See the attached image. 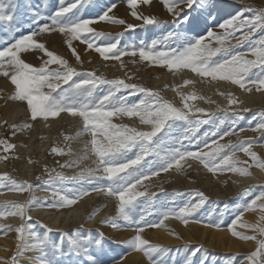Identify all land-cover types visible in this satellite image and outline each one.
Segmentation results:
<instances>
[{"label": "snow or ice", "instance_id": "6c2138e0", "mask_svg": "<svg viewBox=\"0 0 264 264\" xmlns=\"http://www.w3.org/2000/svg\"><path fill=\"white\" fill-rule=\"evenodd\" d=\"M87 2L55 0L53 11L48 15L29 4L31 21L27 29H21L16 0H0V77L13 86L7 99L24 103L29 114L27 123L9 125L4 120L0 121V127L9 128L15 137L18 132L31 129L32 122L38 118L48 121L65 114L81 123L75 136H64L65 142L89 137L82 154L71 147L51 149L57 156L72 157L56 163L61 169L79 168L74 175L45 165L48 178L42 186H37L26 180L18 181L6 172L0 174V193H29L24 203L5 201L0 205V220L11 216L21 221L18 226L0 223V234L14 232L16 241L12 256L0 258V264H23L25 259L35 264H100L107 242L104 233L97 230L93 235L92 230L82 232L79 228L71 232L54 230L39 221L32 223L29 215L34 208L71 207L93 193L115 202V215L105 217L101 224L117 230L131 229L134 234L125 242L131 252L142 253L149 264H169L172 250L145 239V230L164 227L170 218L180 220L185 226L190 220L203 223L197 214L209 197L203 191L192 190L186 194L172 193L171 201L165 193L166 199L161 201L157 200V193L147 190L145 181L170 170L185 175L193 162L213 175L226 173L255 178L252 168L264 171V157L254 150L256 145H264V111L253 115L247 127L241 126L245 114L252 110L243 107L244 101L235 92L219 91L227 106L217 105L216 112L209 113L194 102L215 101L196 91H177L196 83L190 78L183 79L182 85L173 87L181 101L177 106L160 90L128 82L134 80L131 74L126 78L107 79L95 70H78L68 59L50 50L45 39L46 35H60L81 68L83 60L74 46L75 41L84 44L86 51L94 50L105 61H121V68L125 67L122 57H133V63L138 57L140 62L165 69L172 75L189 72L201 82L227 83L250 96L264 93V7L241 5L214 25L221 31L206 28L201 33L196 31L199 20L192 12L203 13L205 22H215L220 11L219 0H159L171 20H161L138 10L141 5L150 7L153 0H125L131 16L142 21L139 25L116 16L115 2L108 4L99 15L85 18L81 13ZM98 22L125 26V32L144 26L164 27L160 36L148 43L120 46L124 32L113 37L97 31L92 25ZM27 55H34L40 63L27 62L24 58ZM124 118L133 123L121 122ZM247 131L257 135L230 139ZM16 147L8 138L0 139V151L4 153L0 161L19 159L11 156ZM238 152L248 159L241 160ZM85 161L91 163L85 165ZM28 162L33 163L31 159ZM85 183L90 187H69ZM257 187L259 191L255 192ZM41 189L49 195L37 197L34 192ZM239 198L242 203L233 206L227 230L240 241L255 242V249L232 258L231 264H264V183L246 187ZM218 211V220H210L205 227H224L228 205ZM246 213L253 214L255 222L245 220ZM96 215L97 212H92L87 219L92 220ZM152 216L157 218L151 219ZM36 224L42 232L36 230ZM54 231L59 232L55 239ZM174 235L182 239L179 234ZM201 250L202 246L189 249L184 264H196L194 258ZM27 253L35 255L29 257ZM206 259L202 258L199 264H206Z\"/></svg>", "mask_w": 264, "mask_h": 264}, {"label": "rangeland", "instance_id": "374dc122", "mask_svg": "<svg viewBox=\"0 0 264 264\" xmlns=\"http://www.w3.org/2000/svg\"><path fill=\"white\" fill-rule=\"evenodd\" d=\"M233 1L240 3L241 5L264 7V0H233ZM113 2L117 3V8L114 9V13L116 16H118L119 18H123L128 23L134 25L142 24V21H138L131 16L130 9L127 7L125 0H88L81 14L85 18L97 16L106 8L108 4ZM234 2L219 0L220 11L216 13L217 20L215 22L213 21L205 22V15L203 13H200L198 15L197 12L195 11L192 12V16L196 17L199 20V27L196 28V31L203 33L206 28H214V30L217 32L221 31L220 29L215 28L214 25L220 22L223 18H226L229 13L233 12L234 10L238 9L241 6ZM16 3L18 5L17 15L20 21V28L27 29L28 24L31 21V16L29 15V10L27 5L31 4V6L34 8L38 7L42 12V14L48 15L53 11L55 0H16ZM138 10L143 14H154L161 20H171L170 15L164 9V7L159 2V0H153V3L150 7L141 5ZM92 27L96 28L97 31L110 33L112 34L113 37H115V34L119 32H124V36L120 39V46H124V45H139L141 41L148 43L150 42L151 39L158 38L160 36L161 28L164 26H160L156 28H154L153 26L137 27L135 29L128 30L126 32H125V26L113 25L104 22H98L92 25ZM0 35H2V33H0ZM45 39L47 40V47L50 50H53L57 54L68 59L69 62L72 64V66L77 67L78 70H95L98 75L102 74L107 79L126 78L127 75L131 74L134 77V80L128 82L130 83L135 82L145 87L160 90L162 95L166 99L174 101L177 106L181 105V101L177 96L176 91H173V87L178 84L182 85L183 79L190 78L195 80L196 83L194 85H188L181 89H177V91H183L185 93L196 91L199 94L203 95V93L201 92L203 85L210 84L207 81L201 82L200 78L195 76V74L189 72L172 75L168 73L165 69L150 66L147 62H140L138 57L135 58L137 61L136 63L132 62L133 57L130 56L122 57V62L125 65V67L121 68L120 66L121 61H117V60L105 61L94 50L86 51L85 50L86 46L84 44L75 41L74 46L77 48L78 53L81 54V58L83 60V65L81 68V65L77 64L75 58L72 56L70 50L64 44L63 39L61 38L60 35L58 34L46 35ZM24 58L27 62L33 63L34 65H38L40 63V61L34 55H27ZM212 84L213 83H211V85ZM165 85H168V87L165 88ZM212 87L215 88L214 85H212ZM12 91H13V86L10 84V82L7 81L5 78L0 77V121L7 120L9 125L14 123L20 124V123L29 122V114L27 112L26 105L21 102H14L7 99V97L11 95ZM211 92L213 93V89ZM194 104L197 107H202L206 109L209 113L214 112L212 108H210L211 105H213L214 103L208 104L205 101L197 100L194 102ZM198 115H203V114H198ZM252 117H253L252 114H245V119L241 121V126L247 127L248 121L251 120ZM121 122L128 124L133 123L132 120H128L127 118H124ZM32 123H33V127L31 129L25 130L23 132H18V134L15 137L11 136V130L9 128L0 127V139L8 138L11 143L16 144L17 147L13 150L11 156L19 157V159L10 158L6 162L0 161V174L6 172L13 178L17 179L18 181L26 180L32 183L33 185L42 186L43 181L48 178L47 173H45L44 171L45 165H47L49 169L56 168L57 171H61L69 176L74 175L76 172H78L80 170L79 168H71V169L59 168V165L56 163V161H60L61 163H63L64 160L71 159L72 157L57 156L51 153V149L52 147L55 146L63 147L65 148V150H67L68 147H71V149L77 154H82L84 142L87 139H89V137L84 136L79 138L78 140H74L71 142L64 141L65 135L75 136L76 132L81 127L80 121L78 119H73L65 114H61V117L56 119L50 118L48 121H44L42 118H38V120ZM136 123L138 125V121H136ZM253 123H255V121H253ZM250 132L252 131L241 133L238 137H230V139L237 140V139H243L245 137H249ZM257 149H263V151L260 150L257 151ZM254 150L257 151V153L261 157H264V145H256L254 146ZM2 154L4 153L0 151V155ZM243 155H244L243 153L240 152L237 153V156L239 158L242 157ZM39 156L41 158H39ZM37 157L39 161L37 160ZM29 159L31 160L34 159L33 163H29L28 162ZM90 163L91 161L84 162L85 165H88ZM187 172L189 175L187 173H186L187 175H180L177 174L174 170H170L169 173L162 172L158 177H153L149 181H145L144 184L147 186V190L149 192L157 193V200H161V201L165 200L166 199L165 193H166L168 194L167 199L171 201L172 193L174 192H180V193L183 192L182 194H186L187 192L192 190H201L200 187L198 186V180L201 179L206 181L207 178L209 179V177L213 175L212 173H209L206 169H204L203 166L200 165L198 162H193V167L191 169H188ZM204 173L206 174L208 173L207 174L208 177H204L203 176ZM194 175L197 176L195 177ZM215 175L219 176L221 175V173H217ZM37 176H40L41 179L37 180L36 179ZM217 179L218 178L215 177L213 179V182L209 183V186L212 187L214 186V189L218 188ZM186 185L187 187H185ZM188 186H191V188ZM69 187H90V185L85 183L82 185H69ZM161 189L163 191H161ZM34 194L37 197H45L49 195L48 192L42 189L36 190ZM0 198H7V199H0V205H3L5 201H15L19 203H24V201L26 202L28 200L29 193L3 191L2 193H0ZM179 199L180 198H177V202H179ZM37 209L49 210L46 207L37 208ZM33 210H36V208H34ZM49 211L54 216H57L58 213L61 214L60 215L61 217L59 218V222L51 224L50 221H47V219L44 216L40 217L39 213H35L31 215L33 218L31 222L32 223H36L37 221L42 222L43 224L53 228L54 230L71 232L79 228L81 229L82 232H87L88 230H92L93 235L96 233L97 230L99 232L104 233L105 237L107 238V242L104 245V253L100 257V264H115V262L117 261H119V264H149L147 257H145L142 253L131 252L128 249L125 242L134 234L131 229L121 228L117 230V229H113L109 225L100 223V221L105 217H110L115 215V202L112 198L105 197L102 194L93 193L88 197H85L82 201L78 202L76 205H73L71 207H65L59 210L50 209ZM92 212H97V215L95 216L94 219L88 220L87 217ZM67 214L69 215L67 216ZM228 216H231V213L228 214ZM150 218L156 219L157 217L152 216ZM10 221H12L13 223ZM20 222L21 221L19 217H11V216L5 220H0V223H7L13 226H18ZM227 224L228 221L224 219L225 227H222L221 229L215 231L216 232L220 230L226 231ZM200 226L202 227V225ZM159 229L160 228L146 229L143 235L144 238L149 240L151 243L161 244L172 250L169 253V264H184L186 252L189 249L194 248L196 243H197L196 246H202L201 252L197 253V256L194 258L196 264H199V261L204 257H207L206 264H231L232 258L234 257L238 258V256L247 254V252L242 253L239 250H236L235 246L230 247L226 245V242H224V246H220L217 243L214 244L213 242L212 244H214V246H212L211 248L210 246L207 247L208 244H210V242L206 238L204 239L203 242L199 241L198 238L193 242L191 241L187 242V240L181 236L182 239H176L177 243L169 244L158 239L157 233L155 232L158 231ZM36 230L39 232L43 231V229L40 227L39 224H36ZM13 233L14 232H10L7 235L0 234V258H10L13 252L15 251L14 246L16 245V241L14 235L15 233L14 234ZM58 235H59L58 231H54L52 233V237L54 239ZM231 236L230 238H232L236 243L240 241L234 238L233 236L232 237ZM184 242L188 246L187 248L185 247V244H182ZM165 244L168 246H166ZM33 255L35 254L34 253L26 254V256L29 257ZM121 257H123L122 260ZM23 264H35V262L25 259Z\"/></svg>", "mask_w": 264, "mask_h": 264}, {"label": "bare ground", "instance_id": "6f19581e", "mask_svg": "<svg viewBox=\"0 0 264 264\" xmlns=\"http://www.w3.org/2000/svg\"><path fill=\"white\" fill-rule=\"evenodd\" d=\"M212 85H214L215 88L212 87ZM212 85L211 84L203 85L201 92L203 93V95L205 97L209 98L212 101H215V103L213 105H211V107H210V108H212V110L214 112H216V110H217V105H219L221 107L227 106V100L223 96L219 95V91H225V90H230V91L235 92L236 95L239 96V98L244 101L243 107H248L252 110L251 112L246 113V114L254 115V114L258 113L259 111H264V93H253L252 95L249 96V95H245L244 93L240 92L237 88H234L233 86H231L230 84H227V83H223V82L213 83ZM212 89H213V93L211 92ZM208 104H210V103H208ZM9 110H11V109H9ZM229 111H231V109H229ZM256 135H257V133H254V132L249 133V136H256ZM44 149H43V152H44ZM41 150H42V148H41ZM259 150L263 151V149H257V151H259ZM37 154H38V152H37ZM39 158H41V157L39 156ZM240 159L245 160L248 158L245 155H243L242 157H240ZM37 160H38V157H37ZM32 161H34V159ZM251 171L253 172L255 178H252V177L244 178V177H239V176H233L232 174L221 173V175H219V176L212 175L211 177H209V179L207 178L206 181L201 180V179L198 180V186L201 189L200 191H203L209 197V201L201 209L200 213L197 214L198 218L203 220V223H195V222H192L190 220L189 223L185 226L180 220L171 218V219L165 221L164 227H161L158 231L155 232V233H157L158 239H160L161 241H164L166 243H169V244H175V243H177V240H176L175 235H174V233H175V234H179L180 236L184 237L187 240V242H190V241L193 242L197 238L199 239V241L203 242L204 239L206 238L210 242V244H208L207 247L210 246V248L212 246H214L215 243H217L220 246H224V242H226V245H228L230 247L235 246L236 250H239L242 253L243 252L249 253V252L253 251L255 249V242L239 241L236 243L232 238H230L231 234L228 230H226V231L220 230V231L216 232L215 230H219V229L209 228V227L204 226L210 220L211 221H217L218 220V218H219V211L218 210L224 208L225 204L228 205L229 212L225 213V216L223 219H226L228 221V223H230L232 216H228V214L231 213V210L233 209L234 205L242 203V200L239 197H240V194L243 192V190L250 185H259L261 183H264V171H261L258 168H252ZM187 174H188V172H187ZM187 174H185V175H187ZM207 174L204 173L203 176L208 177ZM195 177H194V179H195ZM215 177L218 178L217 179L218 188L214 189V186L213 187L209 186V183L213 182V179ZM198 178H200V177H198ZM233 179H235L237 182L233 183ZM225 181H227V182H225ZM187 185L185 187H187ZM188 187L191 188V186H188ZM254 191L258 192L259 188L257 187L256 189H254ZM0 199H7V198H0ZM101 205H103V204H101ZM49 210L36 208V210H32L29 214L33 215L35 213H39L40 217L44 216L47 219V221H50L51 224L59 222V218L61 217L60 216L61 214L56 211L58 214H57V216H54L52 213H50ZM68 215L69 214H67V216ZM244 219L249 221V222H255V217L251 213L245 214ZM1 222H3V221H1ZM10 222H12V221H10ZM17 224H18V221H17ZM200 225H202V227ZM238 230L246 231L245 229H238ZM213 242H214V244H212ZM182 244L186 245L185 242ZM196 245H197V243H196ZM196 245H195V247H196ZM13 246H12V248H13ZM166 246H168V245H166ZM217 249H219V248H217ZM222 250H224V249H222Z\"/></svg>", "mask_w": 264, "mask_h": 264}, {"label": "trees", "instance_id": "16d2710c", "mask_svg": "<svg viewBox=\"0 0 264 264\" xmlns=\"http://www.w3.org/2000/svg\"><path fill=\"white\" fill-rule=\"evenodd\" d=\"M225 1H232V2H234L233 0H225ZM234 3H236L238 5H241L240 3H237V2H234Z\"/></svg>", "mask_w": 264, "mask_h": 264}]
</instances>
